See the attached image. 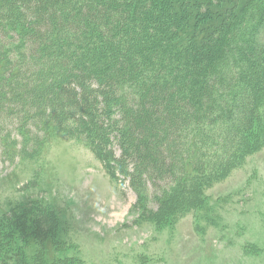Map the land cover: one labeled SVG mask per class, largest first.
<instances>
[{
	"label": "trees",
	"instance_id": "16d2710c",
	"mask_svg": "<svg viewBox=\"0 0 264 264\" xmlns=\"http://www.w3.org/2000/svg\"><path fill=\"white\" fill-rule=\"evenodd\" d=\"M1 3L0 26L19 41L14 58L0 47V118L15 105L46 128L70 125L111 179L160 190L143 220L200 208L208 187L263 149L264 0ZM44 209L2 215L0 247L27 230L52 239L56 218ZM0 264L31 263L10 246ZM35 264L47 263L38 254Z\"/></svg>",
	"mask_w": 264,
	"mask_h": 264
},
{
	"label": "rangeland",
	"instance_id": "374dc122",
	"mask_svg": "<svg viewBox=\"0 0 264 264\" xmlns=\"http://www.w3.org/2000/svg\"><path fill=\"white\" fill-rule=\"evenodd\" d=\"M17 41L14 27L0 26V47L12 58ZM13 107L0 118V217L41 205L57 226L43 245L27 230L1 251L23 248L31 264L38 254L47 264H264V147L208 187L203 206L158 224L143 220V211L156 208L160 190L119 184L84 141L71 137L70 125L46 128L48 119L30 121Z\"/></svg>",
	"mask_w": 264,
	"mask_h": 264
}]
</instances>
